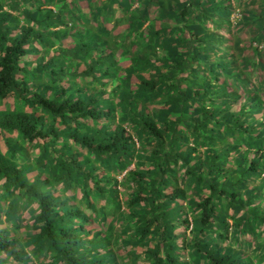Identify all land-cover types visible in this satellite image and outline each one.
Listing matches in <instances>:
<instances>
[{
	"label": "trees",
	"instance_id": "16d2710c",
	"mask_svg": "<svg viewBox=\"0 0 264 264\" xmlns=\"http://www.w3.org/2000/svg\"><path fill=\"white\" fill-rule=\"evenodd\" d=\"M230 9L0 0V264H264V0L244 44Z\"/></svg>",
	"mask_w": 264,
	"mask_h": 264
},
{
	"label": "rangeland",
	"instance_id": "374dc122",
	"mask_svg": "<svg viewBox=\"0 0 264 264\" xmlns=\"http://www.w3.org/2000/svg\"><path fill=\"white\" fill-rule=\"evenodd\" d=\"M256 1H261V0H231L232 9H230V14L228 15L230 26H228L225 30L224 36L227 37L225 39V43H227L228 45L231 44V41H234L235 36H238L239 40L241 41V44L242 43L244 44V43L250 41L251 33L247 29H242L241 31H239L238 34H235L236 32H234L233 26L236 25L235 23L237 21H240L242 15L247 14L249 11H252L255 8ZM262 45H264V42L259 44V46H262ZM132 167H133V164H130L127 167V169L132 168ZM124 172H125V170H121L119 173H115L118 181L121 180V177L124 174ZM121 190H122V188H121ZM121 192H123V191H121Z\"/></svg>",
	"mask_w": 264,
	"mask_h": 264
}]
</instances>
